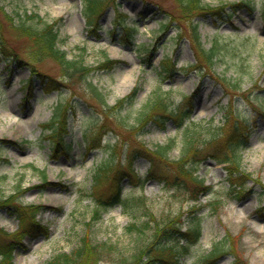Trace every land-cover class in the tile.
Instances as JSON below:
<instances>
[{"label": "rangeland", "instance_id": "1", "mask_svg": "<svg viewBox=\"0 0 264 264\" xmlns=\"http://www.w3.org/2000/svg\"><path fill=\"white\" fill-rule=\"evenodd\" d=\"M202 1L212 7L237 2L247 5L233 13L231 7L225 6L222 17L211 19L181 15L174 0H103L90 16L84 12L83 0H0V9L14 18L33 13L46 23L56 22L60 49L68 60L77 59L94 69L88 80L98 88L106 105L113 106L133 87L138 89L131 105L108 113L84 82L66 80L50 58L33 61L28 38L9 29L6 22L0 24V38L6 50L22 63H31L43 76H35L29 90L22 89L29 66L12 63L10 76L0 56V141L10 142L0 143V228L9 233L17 228L16 218L4 204L6 199H16L13 205L51 208L37 215V221L48 227V236L26 237L24 248L15 252V264H46L53 255L70 252L86 232L94 242L116 248L100 262L114 264L117 254L129 258L151 240L148 229L142 235L128 233L133 220L140 224L151 215L160 226L179 214L181 231L198 225L202 235L180 264H205L213 244L223 238L227 250L216 261L207 260L210 264H264V214L258 212L264 210V0ZM1 10L0 19L4 20ZM89 21L95 24L96 34L90 32ZM192 21L199 22L204 49H210L217 41V56L210 68L198 58L195 45L189 40ZM34 25L42 26L38 19ZM125 28L136 30L130 42L126 40ZM140 45L145 50L151 48V53L145 54ZM105 57L118 63L112 69H97ZM167 61L173 69L169 75L161 72ZM203 66L206 68L196 72ZM43 79L66 81L68 86L62 84L60 92L44 94ZM236 79L238 89L228 86ZM254 81L256 84L252 85ZM157 88L170 89L175 104L183 97H192L186 123L205 125L212 121L213 127L220 125L229 108L234 124L232 117L236 116L247 127L250 137L241 151V170L249 175L245 182L249 193L234 198L225 183L224 164L207 159L198 162L196 175L212 189L207 196H200L203 208L195 215L186 213L191 202L183 188L172 190L156 177L143 187H132L134 180L126 178L122 182L124 195L144 196L149 207L144 214L148 217L140 213L131 217L115 206L103 212L100 220L90 222L96 193L91 190L92 171L106 159V143H117L114 164L119 168L127 165L128 155L137 147L154 151L157 146L171 144L167 158L157 162L154 175L172 179L177 174L174 162L183 150L180 130L170 122L164 129L150 125L139 135L138 130L132 129L137 110ZM56 103L71 109L65 138L66 144L71 142L67 156H52L39 127L50 119ZM238 125L243 131V126ZM82 134L94 143L98 141V148L90 154H86ZM148 167L140 159L133 168L143 177ZM43 175L52 186L41 182ZM103 183L97 192L109 190L108 182ZM23 190L22 196L16 193ZM213 202H218L214 212ZM173 244L178 247L185 242L171 241Z\"/></svg>", "mask_w": 264, "mask_h": 264}, {"label": "trees", "instance_id": "2", "mask_svg": "<svg viewBox=\"0 0 264 264\" xmlns=\"http://www.w3.org/2000/svg\"><path fill=\"white\" fill-rule=\"evenodd\" d=\"M179 5L180 13L183 15H209L215 16L220 12L217 9H213L207 5L202 4L201 0H176ZM95 1L88 0L87 10L92 13V6H94ZM98 3V1H97ZM90 8H89V7ZM1 10V9H0ZM4 17L0 19V24L7 23L9 29L18 32L20 35L28 38L32 45L33 58L35 61H41L45 58H50L54 60L60 67L62 72L66 75L68 79H79L84 78L89 72V68L83 65L82 61L77 60H67L65 57V52L62 51L59 44V35L55 29L54 23H45L36 14H25L22 17L18 15L16 18L9 16L3 10H1ZM38 19V22L42 24L41 27L34 25V21ZM193 35L191 40L196 45V50L198 56L204 60L208 67L214 63L216 57V43L208 50L202 48L200 44V35L197 32V25H193ZM6 48L3 45L0 38V52H5ZM8 60V59H7ZM9 62V61H8ZM20 62V61H18ZM114 64L113 61L106 59L104 63L101 64L102 67L110 68ZM7 65V64H6ZM31 68V73L34 75L36 71ZM64 75V76H65ZM31 78L26 82L29 86ZM229 86L235 87L236 84H230ZM96 95H99L95 89H93ZM137 89H133L132 92L124 100L117 102L116 108H122L125 103H131L136 95ZM169 113V119L178 127H183V123L188 117V112L180 113L178 108H172L171 100L167 94H163L159 90H155L150 95L148 101L141 107L135 120V126L137 128L144 129L152 121L159 126H164L165 122L168 120L165 115ZM59 112L55 115V118L51 119L48 124L43 126V129L48 130L50 133L54 126L57 125V118ZM228 128V117L225 123L221 127L212 129L210 126H196L193 123H188L182 128V152L179 158L174 162L176 164L177 174L171 179L173 188H178V181H185L189 189L187 192L193 202L199 201L198 196L200 194H207L209 187L203 186V182L199 180L195 174L196 164L201 160H205L208 157L214 158L219 162L225 163L226 170V183L229 191L234 195L235 198L239 199L243 195L247 194V188L245 187V181L249 177L247 173L241 171V149L246 146L247 136L240 129L238 124L231 122L230 127L223 130V127ZM55 130V128H54ZM216 130V133H215ZM224 131V133H222ZM213 134L211 138L207 141L201 140L203 133ZM227 132V133H226ZM222 133V134H221ZM226 133L223 139V135ZM54 134V132H53ZM170 145L159 146L155 151L150 152L145 149L139 151L143 156L150 158L152 161L154 159L167 158V151ZM212 147V149H209ZM108 163L105 164H109ZM103 168V170H102ZM101 170L105 173L106 167L99 168L97 174L93 178L96 183L99 182L101 176ZM117 181L121 177H117ZM150 178V175L148 176ZM117 187V186H116ZM130 199H123L121 197L120 189L117 187L113 193L106 198H98L96 209L93 212L91 221H96L101 218V213L103 210L113 207L116 204H121L127 213L134 212H148L145 200L143 197L132 198L135 204L130 205ZM197 207H191L189 213H195ZM198 209V208H197ZM213 210H216L215 205ZM37 211L36 207L27 206L16 209L17 218L19 222V228L12 234H6L0 231L1 237H9L6 239H0V264H14L13 263V252L20 245L21 237L24 235L37 236L41 233L45 234L46 229L39 226L35 220V213ZM151 217L144 221L143 223L137 224L132 222L128 227V232L130 234H142L143 229L151 230V241L136 252L129 258L125 257L122 253L116 260V264H179L178 253H173L167 242L170 238H173L178 233V228L174 226L172 220L166 222L165 225L157 226L155 221H153V227L150 225ZM150 220V221H149ZM178 222V221H177ZM188 234L183 235L187 240L186 236L190 239V244H194L198 241L201 236V231L199 227H194L187 231ZM190 236V237H189ZM184 239V240H185ZM185 240V241H186ZM188 242V240L186 241ZM224 241L219 240L216 242L206 258L210 261H214L222 251ZM189 244L181 247V253L188 251ZM114 246L105 244H98L91 240L89 232L83 234L80 237L77 246L70 253H58L53 255L46 264H98L101 260V254L103 252H111L114 250ZM170 250V251H169ZM172 252V253H171ZM205 258V259H206ZM206 260L205 264H210L211 262Z\"/></svg>", "mask_w": 264, "mask_h": 264}]
</instances>
